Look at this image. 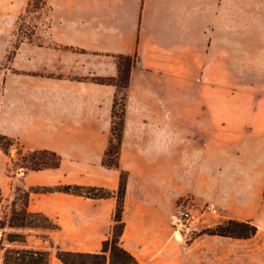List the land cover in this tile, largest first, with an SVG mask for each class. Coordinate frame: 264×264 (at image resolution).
Returning <instances> with one entry per match:
<instances>
[{
	"label": "crops",
	"instance_id": "1",
	"mask_svg": "<svg viewBox=\"0 0 264 264\" xmlns=\"http://www.w3.org/2000/svg\"><path fill=\"white\" fill-rule=\"evenodd\" d=\"M29 0H0V66L14 48ZM39 44L19 42L0 75V135L24 152L48 149L57 169L26 171L15 186L84 185L115 191L119 172L102 165L116 88L89 77H116L113 55L138 56L130 74L119 157L128 173L121 246L140 264L220 261L200 235L224 221L250 220L244 239L264 251V0H46ZM40 36L43 34H39ZM0 150V159L6 160ZM221 214L191 237L177 235L180 200ZM114 198L30 193L27 209L55 229L9 228L24 237L6 248L99 252ZM1 238V234H0ZM237 255L238 252L234 251Z\"/></svg>",
	"mask_w": 264,
	"mask_h": 264
},
{
	"label": "trees",
	"instance_id": "2",
	"mask_svg": "<svg viewBox=\"0 0 264 264\" xmlns=\"http://www.w3.org/2000/svg\"><path fill=\"white\" fill-rule=\"evenodd\" d=\"M41 4L45 5L46 0ZM29 6H32V3H29ZM18 44L9 52L6 59L7 63H10L12 60ZM113 58L116 60L117 65L116 77H89V80L100 85H112L116 88L111 108L110 138L102 158V165L108 169H115L119 172L117 190L110 191L101 187L84 185L31 187L28 191L20 187H15V194H21L22 206L20 209H16L17 200L14 199L12 201L11 215L7 223L9 228H56L45 216L33 214L28 211L27 204L30 193L58 192L88 199L114 198L116 200L110 233L102 242L100 251L94 253L73 252L62 250L55 246L56 258L61 264H140L137 259L127 252L120 244V239L124 231L122 215L128 173L120 168L119 163L130 74L132 69L137 66L138 56L136 54L113 55ZM14 144H18V142L9 137L0 135V150L6 156H9V148ZM60 164L61 156L59 154L52 150L42 149L22 154V164L19 167L25 171H42L57 169ZM1 198L0 191V199ZM34 220H43L47 224L36 223ZM257 231L258 227L250 220L240 221L230 219L212 228H207L199 234L244 240L254 237ZM7 241L10 243L22 242L24 241V237L22 235L9 234ZM0 250L2 251L0 255V264H49V253L45 250L4 249L3 247H0Z\"/></svg>",
	"mask_w": 264,
	"mask_h": 264
},
{
	"label": "rangeland",
	"instance_id": "3",
	"mask_svg": "<svg viewBox=\"0 0 264 264\" xmlns=\"http://www.w3.org/2000/svg\"><path fill=\"white\" fill-rule=\"evenodd\" d=\"M44 0H29V3H32V6H28L27 11L22 14L16 23V38L14 41V46L21 41H31L39 44L42 41H39L37 38H43L45 35V31L47 30V21L45 19V14L48 12V7L42 5ZM43 34V35H39ZM7 59V58H6ZM9 63L7 60L0 66V75L3 70L8 67ZM27 153L21 149L20 144H14L9 148V156L6 160L0 159V186H5L7 180L9 178L14 177L16 173H23L26 172L25 170L21 169L19 166L22 164V154ZM21 154V155H20ZM19 187V186H15ZM15 187L10 188V190L5 189L2 192L1 188V196L0 199V247L6 248V243L9 234H17L9 229L7 223L8 219L11 215V208H12V201L14 199L17 200L16 209H20L22 206L21 201V194H15ZM185 201V203H183ZM186 201L189 199L180 200L177 203L175 213L182 209L179 207L182 203L183 206H186L187 209L192 213V221L190 223H198L202 226H206L209 224V221L216 220L221 217L219 211L216 210V213H212L211 211L203 212V207H195L192 209L191 205L192 202L187 206ZM215 209V208H214ZM36 223L47 224L43 220H34ZM214 227V226H213ZM212 228V227H208ZM204 228L201 231L205 230ZM199 232V233H200ZM188 232L183 233L186 235ZM195 232H189L187 235L194 237ZM215 247H220L222 249V255L220 261H216L215 263H211L216 255H207L208 264H264V251L255 250V248H249L246 244H244L243 240L238 239H226L222 240V242L213 244ZM50 251L49 253V264H61L59 260L56 258V250L55 246L50 243ZM234 251H237L238 254L236 255ZM2 251L0 250V255Z\"/></svg>",
	"mask_w": 264,
	"mask_h": 264
},
{
	"label": "built area",
	"instance_id": "4",
	"mask_svg": "<svg viewBox=\"0 0 264 264\" xmlns=\"http://www.w3.org/2000/svg\"><path fill=\"white\" fill-rule=\"evenodd\" d=\"M185 203V201L183 202ZM183 203L179 206L182 209H179L172 216V228L174 233L180 235L181 233H185L189 231L190 223L192 221V213L187 209L186 206H183ZM187 206L189 205V201H186ZM211 211L212 213H216V209H214L210 205H205L203 207V212Z\"/></svg>",
	"mask_w": 264,
	"mask_h": 264
}]
</instances>
